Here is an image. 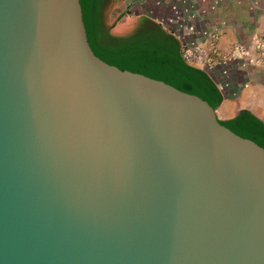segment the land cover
Returning <instances> with one entry per match:
<instances>
[{
	"label": "water",
	"instance_id": "obj_1",
	"mask_svg": "<svg viewBox=\"0 0 264 264\" xmlns=\"http://www.w3.org/2000/svg\"><path fill=\"white\" fill-rule=\"evenodd\" d=\"M0 264H264V143L85 0H0Z\"/></svg>",
	"mask_w": 264,
	"mask_h": 264
},
{
	"label": "crops",
	"instance_id": "obj_2",
	"mask_svg": "<svg viewBox=\"0 0 264 264\" xmlns=\"http://www.w3.org/2000/svg\"><path fill=\"white\" fill-rule=\"evenodd\" d=\"M109 1L102 10L101 21L114 37L134 33L145 19H149V10L154 9L143 0H135V15L122 22L119 28H111L105 18ZM161 1H154L158 4H154L156 8L152 12L158 13L155 16L161 19L159 24L174 32L180 40L203 43L206 34L215 31L219 34L217 47L221 52L227 53L234 45L245 50L244 56L227 57L204 72L220 95L215 109L220 120H233L246 114L264 125V52L255 48V38L264 33V0ZM166 3L173 5L174 15H162Z\"/></svg>",
	"mask_w": 264,
	"mask_h": 264
},
{
	"label": "trees",
	"instance_id": "obj_3",
	"mask_svg": "<svg viewBox=\"0 0 264 264\" xmlns=\"http://www.w3.org/2000/svg\"><path fill=\"white\" fill-rule=\"evenodd\" d=\"M107 0H85L93 40L106 55L119 60L161 70L203 95L213 106L221 98L202 70L188 66L182 59L180 42L158 24L145 19L138 29L126 37L109 34L101 21L102 10ZM99 39L102 41L100 43ZM243 131L264 143V125L249 115L243 114L233 120Z\"/></svg>",
	"mask_w": 264,
	"mask_h": 264
},
{
	"label": "built area",
	"instance_id": "obj_4",
	"mask_svg": "<svg viewBox=\"0 0 264 264\" xmlns=\"http://www.w3.org/2000/svg\"><path fill=\"white\" fill-rule=\"evenodd\" d=\"M175 37L180 42V50L184 62L188 66L202 71L213 68L214 65L227 57L234 58L246 54L245 50L239 45H234L227 53L221 52L217 47L219 34L215 31L207 33L206 40L203 43L193 40H180L179 37ZM255 48L258 52H264V33L259 34L255 38Z\"/></svg>",
	"mask_w": 264,
	"mask_h": 264
},
{
	"label": "flooded vegetation",
	"instance_id": "obj_5",
	"mask_svg": "<svg viewBox=\"0 0 264 264\" xmlns=\"http://www.w3.org/2000/svg\"><path fill=\"white\" fill-rule=\"evenodd\" d=\"M145 3H147L148 5H153L152 6V8H156V6H157V4L158 3H156V2H154L155 0H143ZM160 1V0H159ZM164 1V0H163ZM163 1H161V2H163ZM120 2H122V4H121V13H122V15L125 17V18H129V17H133L135 14H134V11H133V7L135 6V4H137V2L135 1V0H120ZM161 2H160V4H161ZM141 3V2H140ZM154 4L156 5V6H154ZM167 4V3H166ZM123 5V6H122ZM151 8V9H152ZM153 9V10H154ZM153 10H149V12H150V14L151 15H149V16H147V18H149V20H151V21H154L156 24H158L159 26H161L160 24H159V20H161L159 17H156L155 15H157L158 13H154V12H152ZM174 12H175V10H173V5H170V4H167V8L164 10V12L162 13V15H164V16H172V15H174ZM170 13V14H169ZM167 14V15H166ZM170 18H172V17H170ZM123 18H121V20H122ZM164 30H166V31H168V32H170V33H172V34H174V32H172V31H170L168 28H166V27H164V26H161Z\"/></svg>",
	"mask_w": 264,
	"mask_h": 264
},
{
	"label": "rangeland",
	"instance_id": "obj_6",
	"mask_svg": "<svg viewBox=\"0 0 264 264\" xmlns=\"http://www.w3.org/2000/svg\"><path fill=\"white\" fill-rule=\"evenodd\" d=\"M121 4L120 0H110L106 5V19H108V24H111V28L113 27H120V24L124 22L126 19L122 13H121ZM123 6V5H122ZM121 18H123L121 20ZM154 24H156L154 21H152ZM157 25V24H156ZM100 43L102 42L99 39Z\"/></svg>",
	"mask_w": 264,
	"mask_h": 264
}]
</instances>
